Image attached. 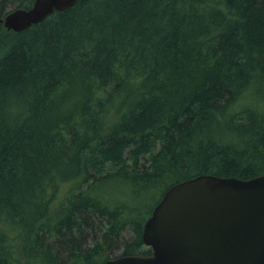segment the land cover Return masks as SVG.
Instances as JSON below:
<instances>
[{"label": "trees", "instance_id": "1", "mask_svg": "<svg viewBox=\"0 0 264 264\" xmlns=\"http://www.w3.org/2000/svg\"><path fill=\"white\" fill-rule=\"evenodd\" d=\"M202 174H264V0H78L0 23V264L148 255L153 208Z\"/></svg>", "mask_w": 264, "mask_h": 264}, {"label": "water", "instance_id": "2", "mask_svg": "<svg viewBox=\"0 0 264 264\" xmlns=\"http://www.w3.org/2000/svg\"><path fill=\"white\" fill-rule=\"evenodd\" d=\"M77 1L35 0L0 14V23L20 32ZM143 242L150 254L99 264H264V174H202L172 185L147 219Z\"/></svg>", "mask_w": 264, "mask_h": 264}, {"label": "rangeland", "instance_id": "3", "mask_svg": "<svg viewBox=\"0 0 264 264\" xmlns=\"http://www.w3.org/2000/svg\"><path fill=\"white\" fill-rule=\"evenodd\" d=\"M42 264H45L44 262Z\"/></svg>", "mask_w": 264, "mask_h": 264}, {"label": "bare ground", "instance_id": "4", "mask_svg": "<svg viewBox=\"0 0 264 264\" xmlns=\"http://www.w3.org/2000/svg\"><path fill=\"white\" fill-rule=\"evenodd\" d=\"M124 153V152H123ZM2 222V221H1Z\"/></svg>", "mask_w": 264, "mask_h": 264}]
</instances>
